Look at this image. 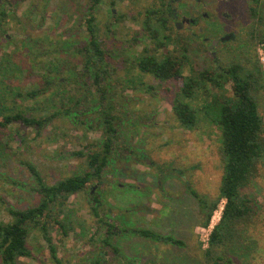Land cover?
<instances>
[{"label":"rangeland","instance_id":"obj_1","mask_svg":"<svg viewBox=\"0 0 264 264\" xmlns=\"http://www.w3.org/2000/svg\"><path fill=\"white\" fill-rule=\"evenodd\" d=\"M108 2L89 10L90 0H0V12H6L0 17V59L10 55L13 67L18 69L9 75L2 72L0 78H7L12 93L20 94L16 99L6 98L8 108L29 117L48 116L50 113L42 109L43 103L54 90L45 89L46 78L56 77L61 82L67 78L65 93L72 97L81 96L83 91L90 94L89 99L95 96L91 79H86V84L84 79L76 85L70 82L75 80V71L81 70L84 57L80 50L88 42L84 21L91 14L95 18L97 40L106 50L109 71L102 86L111 95L117 129V140L100 182L70 196L63 214L55 210L46 219L55 258L51 257L41 232L28 225L27 246L32 258H21L18 262L89 264L102 256L103 264H203L198 246L202 250L207 248L208 236L218 222L224 201H219L208 228L204 229L200 227L202 217L190 189L199 196H217L222 164L214 117L218 112L216 104L228 99L231 93L213 90L208 83L200 84L194 100L187 101L198 111L199 122L192 130L180 127L171 105L181 83L159 84L140 73L134 62L148 44L144 35H139L142 15L138 14L156 5L157 0L114 1L113 6ZM168 2L172 12L178 14L175 22L180 23L182 17L200 22L189 30L182 23L176 28L178 38L188 40L185 75L192 69H221L229 62L243 61L246 54L252 53L253 45L245 44L246 31L251 25L258 32L259 25L248 16L249 0ZM204 12L208 21L200 18ZM135 16L138 20H134ZM203 26L206 30L199 32ZM133 32L139 33L134 45ZM176 33H172L173 37H177ZM228 33L234 35L233 40L208 49L211 40ZM168 49L180 50L173 45ZM255 51L264 69V46L257 45ZM160 52L165 54L163 50ZM210 52H214V60ZM37 88L42 89L37 97L25 96ZM257 100L264 121V89L258 92ZM77 110L72 112L76 115L53 119L42 130L18 123L0 129V221L11 220L7 208L23 210L39 202L32 176L21 161L31 163L49 185L85 171V159L77 154H87L85 146L101 140L100 129H88L101 114L94 108L86 113ZM246 193L253 201L254 215L246 227L245 242L231 251L230 258L232 264H264V162ZM95 198L100 201L102 219L120 231L109 239L118 248L117 254L101 243L107 224L98 223L92 212L91 206L97 205ZM56 220L65 234L54 225ZM125 228L148 229L162 237L178 239L183 245L121 233Z\"/></svg>","mask_w":264,"mask_h":264},{"label":"trees","instance_id":"obj_2","mask_svg":"<svg viewBox=\"0 0 264 264\" xmlns=\"http://www.w3.org/2000/svg\"><path fill=\"white\" fill-rule=\"evenodd\" d=\"M104 1H109V6H113L114 1L123 2L125 0H90L89 10ZM249 2L247 9L249 18L251 21L255 20L259 26H264V0H249ZM168 5L170 6L168 0H157L156 5L153 4L138 14L139 17L142 15L139 26L142 33L133 32L132 45L136 44L138 34H143L148 44L134 58L135 67L140 73L151 76L159 84L181 83L172 101L171 110L175 120L185 130H192L199 122L198 111L187 101L194 100L200 84L208 83L213 90L231 93L228 99L216 104L218 112H215L214 117L219 131L218 153L222 164L217 196L214 198L199 196L191 189L190 194L198 204L202 217L200 223L202 228L208 227L219 201H224L220 219L208 236L207 248L202 250L200 245L198 248L203 264H232L231 251L242 246L245 242L244 233L254 215L253 201L246 192L259 175L260 167L264 162V121L259 113L257 100L258 92L264 89V69L258 61L255 51L257 45L264 43V34L260 30L257 33L254 32L249 25L245 44L253 45V50L248 56L247 54L244 56L243 61L229 62L221 69L218 67L201 71L192 69L189 74L185 75L183 70L184 66L188 64L186 55L188 40L178 38L173 12L170 11ZM109 12L111 14L112 11L109 10ZM5 15V11L0 12V17ZM138 16H135L134 20H138ZM84 26L88 33V42L80 50L84 60L80 64L79 73L75 71V66L72 67L73 72L75 71V80L70 82L76 85L79 80L84 79V84H86L85 80L91 79V84L95 88V96L91 99L88 98L90 94L86 91L76 97L65 93L64 86L69 81L67 78H62L64 82L56 77L46 78L44 87L51 91L54 90V94L43 103L42 109L50 114L37 118L29 117L17 109L8 108L6 98L14 96L16 99L20 97V94L18 92L13 94L12 88L6 84L7 78L6 80L0 78V84L4 85L0 86V129L18 123L28 128L42 130L57 117L73 115L75 113L72 112L77 109L76 112L86 113L89 108H94L100 110L101 117L96 124L89 125L88 129H100L102 133L101 140L85 146L88 150L87 154H77L83 156L86 163L85 171L81 175L66 177L49 185L43 181L40 173L31 163L21 161V164L32 176L36 186L35 191L39 195V202L36 206L23 210L6 209L11 220L9 222L0 221L1 264H19L18 260L21 258H32L27 246L28 225L41 232L51 257L55 258L56 251L48 236L49 228L46 219L55 210L63 214V209L70 196L85 192L91 184L100 182L102 172L109 163L113 146L116 143L117 129L116 117L112 114L113 103L111 95L102 86L109 71L106 50L97 40L95 18L91 14L86 15ZM172 33H176L177 37L176 35L173 37ZM179 42L181 46H179ZM170 45L178 47L180 50H169ZM162 50L165 51V54L160 52ZM10 57L8 54L1 57L0 73L4 72L9 75L12 73L11 71L18 70L13 67L15 63ZM57 70L55 69V71ZM227 85H229L228 88ZM147 90L149 89L147 88ZM41 92L42 89L37 88L26 93L25 96L34 99ZM11 102L15 105L14 100ZM64 103L69 106L65 108ZM53 106L55 110L50 111L49 109ZM94 202L97 205L91 206L93 214L98 219V223L106 225L107 223L99 212L100 201L95 198ZM54 225L65 234L60 222L56 220ZM106 226L107 230L101 243L117 254L118 248L113 246L109 239L111 234H117L120 231H116L110 224ZM121 233H132L143 238L172 243L177 246L183 245L182 241L178 239L162 237L148 229L125 228L121 230ZM89 264H103V257L97 256Z\"/></svg>","mask_w":264,"mask_h":264},{"label":"flooded vegetation","instance_id":"obj_3","mask_svg":"<svg viewBox=\"0 0 264 264\" xmlns=\"http://www.w3.org/2000/svg\"><path fill=\"white\" fill-rule=\"evenodd\" d=\"M4 5H7L6 3L4 4ZM168 7H170L169 5H168ZM9 10V9H8ZM7 10V11H8ZM170 11L172 12L173 10H171L170 9ZM224 15H226V14H223V16ZM173 18H174V20H177L178 19V14H176L175 12H173ZM200 18H203L205 21H208V15H207V13H201L200 14ZM255 20H252V23L254 22ZM180 23H182V24H184V25H186V28L189 30L190 29V27L191 26H196L197 24H199L198 22H197V20L196 19H194V18H185V17H182L181 19H180ZM180 23L179 22H175V26H176V28H180ZM263 27V28H262ZM206 29H205V26H203V27H199V32H203V31H205ZM261 31V33L262 34H264V26H259V28H258V31ZM254 32H256L257 33V31L256 30H254ZM220 37H221V39L222 38H225V40L224 41H221V39H220ZM218 39H216V40H211L210 41V43H209V46H208V49L209 50H212V49H214L216 46H218L219 44H222V43H224V42H228V41H230V40H233L234 39V35L232 34V33H228V34H223V36H220ZM203 41L204 42H208V39H206V38H204L203 39ZM260 46H264V43H262V44H259ZM211 53V56H212V58H213V60H214V58H215V56H214V52H210Z\"/></svg>","mask_w":264,"mask_h":264},{"label":"built area","instance_id":"obj_4","mask_svg":"<svg viewBox=\"0 0 264 264\" xmlns=\"http://www.w3.org/2000/svg\"><path fill=\"white\" fill-rule=\"evenodd\" d=\"M220 211H222V209H221ZM219 213H220V215H221V212H219ZM219 219H220V216H219V218H218V221H219ZM208 226H209V225H208ZM210 226H211V225H210ZM207 228H208V227H207ZM207 228H206V229H207ZM204 229H205V228H204ZM207 241H208V240H207Z\"/></svg>","mask_w":264,"mask_h":264},{"label":"water","instance_id":"obj_5","mask_svg":"<svg viewBox=\"0 0 264 264\" xmlns=\"http://www.w3.org/2000/svg\"><path fill=\"white\" fill-rule=\"evenodd\" d=\"M224 40H225V38H222V39H221V41H224Z\"/></svg>","mask_w":264,"mask_h":264}]
</instances>
